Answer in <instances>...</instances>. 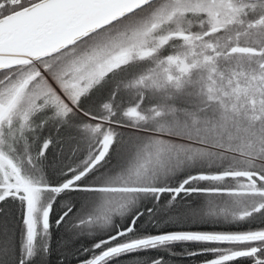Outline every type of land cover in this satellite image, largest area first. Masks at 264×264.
Listing matches in <instances>:
<instances>
[{
    "label": "snow or ice",
    "instance_id": "snow-or-ice-1",
    "mask_svg": "<svg viewBox=\"0 0 264 264\" xmlns=\"http://www.w3.org/2000/svg\"><path fill=\"white\" fill-rule=\"evenodd\" d=\"M17 202L19 264L53 221L96 239L83 264H264V0H0V218ZM173 215L223 227L139 228Z\"/></svg>",
    "mask_w": 264,
    "mask_h": 264
},
{
    "label": "trees",
    "instance_id": "trees-1",
    "mask_svg": "<svg viewBox=\"0 0 264 264\" xmlns=\"http://www.w3.org/2000/svg\"><path fill=\"white\" fill-rule=\"evenodd\" d=\"M65 134L63 129H57L54 123H49L46 127L38 131L36 141L37 150L45 139L51 138L53 143L49 146V153L53 156H59L62 149L64 159L67 160L70 145L62 139ZM81 158L82 156L75 157L77 161ZM63 206L64 202L61 201L60 207ZM2 207H7V205H2ZM183 211V205L175 209L177 214L183 213ZM21 219L22 209L19 207L18 202L16 206L9 208L7 216L0 218V264H19L20 262L19 244H15L14 241L17 238L19 239L22 234L19 224ZM219 227L223 226L188 222L187 220L181 222L177 215H173L170 218L166 217L164 220L156 223L145 221L139 224V228L143 234H160L165 231L180 230H210ZM95 242L96 240L94 238L87 236H73L71 241H69L63 226L56 227L53 221L51 240L47 251H44L45 248L38 250L31 260L28 261V264H83V261L89 258L88 249H91ZM195 244L196 242H176L174 246L170 245L176 253L175 255L169 254L166 249H151L147 252L133 253L129 257H122L120 264H140V261L132 258L133 256L162 257L165 264L201 263L206 258L204 255L196 256L185 253L186 248L188 251H195V248L192 247Z\"/></svg>",
    "mask_w": 264,
    "mask_h": 264
},
{
    "label": "bare ground",
    "instance_id": "bare-ground-1",
    "mask_svg": "<svg viewBox=\"0 0 264 264\" xmlns=\"http://www.w3.org/2000/svg\"><path fill=\"white\" fill-rule=\"evenodd\" d=\"M0 207H2V205H0ZM62 208V207H61ZM57 211H59V210H57ZM87 237H91V238H93L92 236H90V235H88ZM50 240H51V238H50ZM50 240L48 239V238H46L45 236H43V235H40V236H38L37 237V251L38 250H42V248H45V247H48V245H49V243H50ZM96 240V239H95ZM14 243L16 244V243H18L19 244V252H20V256H19V261L21 260V259H23L24 258V252H22L23 251V235L21 234V236H20V238L18 239L17 238V240L15 239V241H14ZM5 244V243H4ZM3 245V244H2ZM4 246V245H3ZM90 249V248H89ZM88 249V250H89ZM36 251V252H37ZM88 254H89V257H90V255H91V252H89L88 251ZM196 264H198V263H196Z\"/></svg>",
    "mask_w": 264,
    "mask_h": 264
},
{
    "label": "water",
    "instance_id": "water-1",
    "mask_svg": "<svg viewBox=\"0 0 264 264\" xmlns=\"http://www.w3.org/2000/svg\"><path fill=\"white\" fill-rule=\"evenodd\" d=\"M202 264V263H201Z\"/></svg>",
    "mask_w": 264,
    "mask_h": 264
}]
</instances>
